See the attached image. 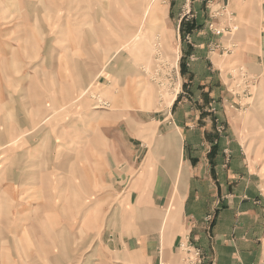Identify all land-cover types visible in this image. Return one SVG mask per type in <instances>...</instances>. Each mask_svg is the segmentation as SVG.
Returning a JSON list of instances; mask_svg holds the SVG:
<instances>
[{"label": "crops", "instance_id": "crops-1", "mask_svg": "<svg viewBox=\"0 0 264 264\" xmlns=\"http://www.w3.org/2000/svg\"><path fill=\"white\" fill-rule=\"evenodd\" d=\"M0 1L16 13L12 29L45 25L34 45L9 43L0 29V264H176L184 241L203 264H264V183L238 140L242 111L224 94L230 67L264 78V0H221L220 27L237 28L219 37L207 19L181 26L178 12L159 22L167 42L176 30L187 92L163 118L107 125V108L78 98L83 52H68L104 43L100 27L85 30L82 10L58 0ZM110 58L127 63L125 51ZM127 70L113 77L125 81ZM112 73L102 93L115 108L140 109L134 94L110 89ZM57 108L70 109L59 125L48 118Z\"/></svg>", "mask_w": 264, "mask_h": 264}, {"label": "rangeland", "instance_id": "rangeland-1", "mask_svg": "<svg viewBox=\"0 0 264 264\" xmlns=\"http://www.w3.org/2000/svg\"><path fill=\"white\" fill-rule=\"evenodd\" d=\"M15 1L17 2V0ZM58 1L59 4L68 3L70 9L75 10L77 7L79 10H82L81 14L84 16L82 22L87 23V25H85V30L88 27L99 26L103 31L102 34L105 33L101 37L99 31L97 30V33L100 36V41L101 39L104 40V38H106L104 43H101L100 46H98L97 42L95 41V45L94 42L92 43L94 39L93 38L92 40H88L83 44V49H76L75 44H73L72 47L70 46L68 51L69 53L78 52L79 54L83 52V56L85 58L84 74L86 76L84 77V89L82 88L83 90H80L78 93V98H88V100L92 103H97L100 106L108 109H100L107 111V113H104L106 120L103 125H107L109 122H115V120L118 122H123V120L129 116H142L149 118L155 117L156 119L163 118L168 115L169 111L171 110V105L169 102L172 98V95L175 94L176 97H179L178 94L180 90L187 92L185 89V80H187L188 76L185 73L181 74V58L185 68L186 65L183 57L182 46H178L179 41L177 40L176 30L170 36L168 43L166 41L165 33L159 27L161 22H151L147 20L146 17H143L142 10L144 8H148L150 10L154 9V12L159 16V21L162 22L176 21L180 19V15L184 14L182 16L183 21L185 18L188 19V21H185L187 25L186 27L193 26L194 22L196 21L200 22L206 19L207 21H213L217 26L220 27L219 12L221 11V0ZM2 6L4 5L1 4L0 1V29L4 35L3 38H8L10 40L8 42L12 43V39L10 37L18 36L17 38H13L16 44V41H22V38H26L28 36V38L33 41V45L34 43L37 44L35 37L39 36L35 34L41 30L38 28L40 25L41 28L44 29V22L38 23L35 29H12L11 26L16 24L17 21L16 13L12 14V12L6 11V8ZM193 8H195V10L198 12L196 13V16L192 11ZM178 12L180 13L179 16H177ZM190 15H194V17ZM231 18L232 17L229 16L230 20ZM191 21L193 24H191ZM125 23H127V32H125L126 34L121 30ZM186 33L187 31L183 32V30L180 29V41L184 39L182 38V35L186 36ZM54 46L56 48L61 47L60 44H55ZM98 49L101 52V56H97L99 57L98 60H93L91 56ZM33 51L34 50H32V52ZM123 51L126 53L127 63L122 61L121 64H118L116 61H113V59L110 58L113 53H122ZM26 57L29 56L26 55ZM124 65H127L128 69V75L126 77L127 89L124 88V86L119 89V87L122 86L126 80L124 81L122 78L121 81L117 82V79L113 77V74H115L118 69H122L121 74H124L126 72H123ZM240 66H242V69L246 71L247 77H253L254 80H252V82L251 80L240 81L239 77L236 76L235 80H237L238 86L235 87L234 80H232V75L236 74L235 72L237 67ZM3 67V74H7V70L12 69V67L7 68L2 65L1 68ZM30 67L31 65L27 64L25 70H23L22 73L25 75L28 74ZM108 68L113 71L112 79H114L116 84L111 86L110 89H114L115 93L118 91L116 95L122 91H127V95L134 94L135 100L139 101V103L136 104L134 101H132L131 104L138 106L140 109L127 111L123 108H115L113 107L114 104L112 99L102 93L103 86L108 85L109 82L107 81L105 74ZM229 70L230 74L228 79L225 80V82L228 81V87L224 89V94L228 96V99L230 100L229 104L233 103V107H236L239 109V111H242L240 113L242 114L243 122H246V124L242 126L244 134L238 138V140L243 147L248 161L251 164V168L259 174L258 179L262 180L264 183V118L261 119L264 117V78L257 76V74L255 75V73L252 72L253 69L250 70L248 66L243 64L230 67ZM154 81L157 83H154ZM231 83L233 85L232 87H234L236 92H238L236 96L230 93L229 87ZM110 85H112V82H110ZM147 85H150L152 90L157 92L154 105L147 106L144 103H140L142 94L141 91H145ZM246 87L247 91H244ZM19 94L20 93H18V95ZM21 94L23 101H29L30 99L32 100L31 97L28 98L27 93ZM255 106H257V108H252ZM68 111H70L68 108H57L48 118L49 120H57L59 125L62 119L68 116ZM251 117H256L258 119L251 123ZM49 120H47V122H49Z\"/></svg>", "mask_w": 264, "mask_h": 264}, {"label": "built area", "instance_id": "built-area-1", "mask_svg": "<svg viewBox=\"0 0 264 264\" xmlns=\"http://www.w3.org/2000/svg\"><path fill=\"white\" fill-rule=\"evenodd\" d=\"M206 27L209 31L212 32V34L218 37L223 35V33L227 30L230 32V31H235L237 28L236 26H229L228 28H225L224 26L219 27L213 21H208ZM187 38H188V35L185 36V39ZM218 46L219 44H216L214 45V48H218ZM227 51H229L227 48H223V50L221 51V54L227 53ZM235 73H236L235 75H232V80H234L235 87L238 86V82L237 80H235L236 76L239 77L240 81L241 80H245V81L251 80L252 82V80H254L253 77H247L246 75L247 73L244 69H242V67H238ZM232 86L233 85L231 83L229 87L230 93L236 96L238 92H236V89ZM244 91H247V87ZM230 107H233V103L230 104ZM179 255H180L179 260L176 264H203L204 256H203L201 249L197 246H194L189 241H184L180 243Z\"/></svg>", "mask_w": 264, "mask_h": 264}, {"label": "bare ground", "instance_id": "bare-ground-1", "mask_svg": "<svg viewBox=\"0 0 264 264\" xmlns=\"http://www.w3.org/2000/svg\"><path fill=\"white\" fill-rule=\"evenodd\" d=\"M142 15L143 17H146L147 20L151 21V22H161L159 21V16L157 15V13L154 12V9L153 10H150L148 8H144L142 10ZM161 43V42H160ZM161 46V45H160ZM150 49V48H149ZM152 52V51H151ZM149 56V55H148ZM174 62H175V59H174ZM150 82V81H149ZM154 83H157L154 81ZM155 86V85H154ZM158 87V86H157ZM158 90V89H157ZM142 94H141V100H140V103H144L146 104L147 106L149 105H154L155 101H156V94L157 92L156 91H153L152 88L150 87V85H147L146 88H145V91H141ZM175 98V94L172 95V98L170 99V102L169 104H171L173 102ZM99 106V105H98ZM41 119V118H40Z\"/></svg>", "mask_w": 264, "mask_h": 264}, {"label": "trees", "instance_id": "trees-1", "mask_svg": "<svg viewBox=\"0 0 264 264\" xmlns=\"http://www.w3.org/2000/svg\"><path fill=\"white\" fill-rule=\"evenodd\" d=\"M182 24H183V19L181 20V26H182ZM182 66H183V68H182ZM184 73H185V67L183 65V61H182V58H181V74H184Z\"/></svg>", "mask_w": 264, "mask_h": 264}]
</instances>
